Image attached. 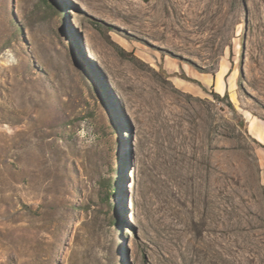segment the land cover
<instances>
[{
  "label": "rangeland",
  "instance_id": "1",
  "mask_svg": "<svg viewBox=\"0 0 264 264\" xmlns=\"http://www.w3.org/2000/svg\"><path fill=\"white\" fill-rule=\"evenodd\" d=\"M58 1L0 0V264H264V0Z\"/></svg>",
  "mask_w": 264,
  "mask_h": 264
},
{
  "label": "trees",
  "instance_id": "2",
  "mask_svg": "<svg viewBox=\"0 0 264 264\" xmlns=\"http://www.w3.org/2000/svg\"><path fill=\"white\" fill-rule=\"evenodd\" d=\"M89 118H93V114H91L90 116H88ZM83 122H86L88 119L87 117H83ZM87 124L89 126L92 127V124L91 122H87ZM95 125V124H94ZM97 134L99 135H103V136H108L109 135V132H108V126L103 123L102 125L99 126V129L97 131ZM97 135V136H99ZM102 186V189H103V197H102V200L103 202L107 205L108 209H111L112 208V205H111V196H112V193H113V179L111 176L107 177L101 184Z\"/></svg>",
  "mask_w": 264,
  "mask_h": 264
},
{
  "label": "crops",
  "instance_id": "3",
  "mask_svg": "<svg viewBox=\"0 0 264 264\" xmlns=\"http://www.w3.org/2000/svg\"><path fill=\"white\" fill-rule=\"evenodd\" d=\"M253 121H248V127H250ZM254 126H251V136L261 142H264V126L259 123L253 122Z\"/></svg>",
  "mask_w": 264,
  "mask_h": 264
},
{
  "label": "bare ground",
  "instance_id": "4",
  "mask_svg": "<svg viewBox=\"0 0 264 264\" xmlns=\"http://www.w3.org/2000/svg\"><path fill=\"white\" fill-rule=\"evenodd\" d=\"M84 47H85V45H84ZM87 50H88V52H89V54L91 55V52H90V47L89 46H87V48H86ZM95 55V54H94ZM172 238L174 239V240H176L177 239V236H172Z\"/></svg>",
  "mask_w": 264,
  "mask_h": 264
},
{
  "label": "water",
  "instance_id": "5",
  "mask_svg": "<svg viewBox=\"0 0 264 264\" xmlns=\"http://www.w3.org/2000/svg\"><path fill=\"white\" fill-rule=\"evenodd\" d=\"M51 3L54 4L55 6H59L60 5L58 0H51Z\"/></svg>",
  "mask_w": 264,
  "mask_h": 264
}]
</instances>
